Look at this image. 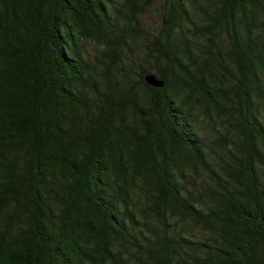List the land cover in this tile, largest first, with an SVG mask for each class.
<instances>
[{
  "label": "trees",
  "instance_id": "16d2710c",
  "mask_svg": "<svg viewBox=\"0 0 264 264\" xmlns=\"http://www.w3.org/2000/svg\"><path fill=\"white\" fill-rule=\"evenodd\" d=\"M114 2L0 0V264H264V0Z\"/></svg>",
  "mask_w": 264,
  "mask_h": 264
},
{
  "label": "rangeland",
  "instance_id": "374dc122",
  "mask_svg": "<svg viewBox=\"0 0 264 264\" xmlns=\"http://www.w3.org/2000/svg\"><path fill=\"white\" fill-rule=\"evenodd\" d=\"M115 2V4H119V2H121L122 0H114ZM154 4H155V6L157 5V6H159L160 5V3H161V0H154V2H153ZM154 14V13H153ZM148 16H150V17H152V13H148L147 14ZM85 45H86V47L91 51V52H95L96 51V44L95 43H91V42H86L85 43Z\"/></svg>",
  "mask_w": 264,
  "mask_h": 264
},
{
  "label": "water",
  "instance_id": "95a60500",
  "mask_svg": "<svg viewBox=\"0 0 264 264\" xmlns=\"http://www.w3.org/2000/svg\"><path fill=\"white\" fill-rule=\"evenodd\" d=\"M146 81L148 84L153 85V86H162L163 85V81L159 80L155 74L150 73L146 75Z\"/></svg>",
  "mask_w": 264,
  "mask_h": 264
}]
</instances>
